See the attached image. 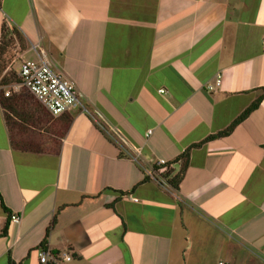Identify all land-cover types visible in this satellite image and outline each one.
<instances>
[{
	"label": "crops",
	"instance_id": "crops-1",
	"mask_svg": "<svg viewBox=\"0 0 264 264\" xmlns=\"http://www.w3.org/2000/svg\"><path fill=\"white\" fill-rule=\"evenodd\" d=\"M3 26L97 122L0 103V264H264V0H0Z\"/></svg>",
	"mask_w": 264,
	"mask_h": 264
},
{
	"label": "built area",
	"instance_id": "built-area-1",
	"mask_svg": "<svg viewBox=\"0 0 264 264\" xmlns=\"http://www.w3.org/2000/svg\"><path fill=\"white\" fill-rule=\"evenodd\" d=\"M9 29H12L10 26ZM264 43V42H263ZM35 49V47H34ZM37 52V59L25 60L22 59L21 50L16 53L15 59H21L20 70L17 73L18 81L10 84L7 87H2L4 96L8 97L12 94L20 93L21 91L28 92L36 102L43 106L50 114L58 116L68 112L70 109L79 108L82 112L91 115L94 121L96 118L89 111L88 107L81 101L78 95L76 84L68 77L62 75L54 69V66L42 49ZM221 85V78L218 76L214 84H209L207 89L213 91ZM160 92H163L162 90ZM99 119V125L103 130L107 131L109 138L114 141L122 150V152L134 163L140 165V149L132 145L124 134L108 124H104ZM97 122V121H96ZM151 131L148 132V135ZM158 165L167 167L165 160H159ZM149 177L155 178V171L146 172ZM10 220L13 223L19 224L21 221L20 214L10 215ZM38 257L41 264H60L61 259L65 261L71 260L69 254L53 255L46 249L42 248L38 251ZM227 264V263H219Z\"/></svg>",
	"mask_w": 264,
	"mask_h": 264
},
{
	"label": "trees",
	"instance_id": "trees-1",
	"mask_svg": "<svg viewBox=\"0 0 264 264\" xmlns=\"http://www.w3.org/2000/svg\"><path fill=\"white\" fill-rule=\"evenodd\" d=\"M13 36L17 37L21 42H23V37L21 35V33L16 29V28H12L9 29L5 26H3V31H2V36H1V41H0V59L2 57V55L4 53H6L7 49L12 45L13 43ZM24 47V46H22ZM18 80V79H16ZM15 79H13L12 75L7 73L6 75L3 76L2 80L0 81V86H4L9 84L10 82H15ZM16 95L12 94L8 97L4 96V92L2 90H0V103L2 105V108L4 109V111H6V109L9 106V103L13 102V101H17L16 100ZM260 102V99L256 101V103L252 106L249 107L236 121H234V123L230 126V129L232 127H234L235 124H237L240 120H242L253 108H256L258 106ZM5 117H7V113H5ZM73 120V117L68 116V118H66V129L69 127V125L71 124ZM5 208V207H4ZM7 234V227H5L1 233L0 236H5Z\"/></svg>",
	"mask_w": 264,
	"mask_h": 264
},
{
	"label": "rangeland",
	"instance_id": "rangeland-1",
	"mask_svg": "<svg viewBox=\"0 0 264 264\" xmlns=\"http://www.w3.org/2000/svg\"><path fill=\"white\" fill-rule=\"evenodd\" d=\"M22 46H25V42L23 40V42H21L17 37H14L13 36V43L12 45L7 49L6 53H4L0 59V73L2 74L5 70V74L6 75L7 73L11 74L13 79H18V76H17V73L18 71L20 70V65H21V59H18L19 61H16L15 64H14V67L11 66L14 62V59H15V56H16V53L19 52L21 50V48H23ZM32 57H27L25 58V60H33L31 59ZM9 68V69H8ZM3 75V76H4ZM3 76L1 77V80L3 78ZM0 80V81H1ZM18 80H16L15 82H17ZM14 83V82H12ZM11 82L7 85H4V86H0V90L2 89V87H7L9 86L10 84H12ZM22 93L23 92H26V91H21Z\"/></svg>",
	"mask_w": 264,
	"mask_h": 264
}]
</instances>
